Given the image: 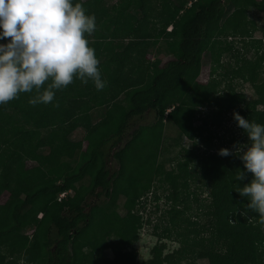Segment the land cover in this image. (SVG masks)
Returning <instances> with one entry per match:
<instances>
[{
	"label": "trees",
	"instance_id": "trees-1",
	"mask_svg": "<svg viewBox=\"0 0 264 264\" xmlns=\"http://www.w3.org/2000/svg\"><path fill=\"white\" fill-rule=\"evenodd\" d=\"M78 2L96 17L97 27L87 39L91 47L102 42L95 55L107 83L98 91L91 80L74 78L48 104L30 105L33 91L0 105V196L8 192L0 201V264H98L105 245L113 259L103 264H172L194 251L208 264H258L263 225L235 191L251 174L236 179L243 164L236 155L218 154L212 144L218 133L211 128L223 127L228 113L237 126L234 112L264 124V45L245 42L256 31L253 23L247 26L246 12L264 9V0ZM136 7L140 16L131 11ZM169 27L173 34L165 33ZM150 46H159L168 60H148ZM251 50L252 60L246 55ZM204 53L211 63L206 84L192 74ZM243 83L251 87V98L237 91ZM202 108L210 110L203 114ZM147 113L153 120L137 125ZM169 129L176 135L166 136ZM76 130L83 136L74 140ZM183 139L191 141V149L181 150L183 161L166 170ZM191 162L209 186L201 206L195 192L190 194L193 208L189 198H180L181 193L189 197ZM165 185L170 222L179 218L178 228L195 237L191 244L182 242V252L162 257V247L156 246L150 260L138 263L135 252L125 249L143 224L141 200L150 193L157 203ZM189 209L199 223L184 217ZM28 228L30 235L24 233Z\"/></svg>",
	"mask_w": 264,
	"mask_h": 264
},
{
	"label": "clouds",
	"instance_id": "clouds-1",
	"mask_svg": "<svg viewBox=\"0 0 264 264\" xmlns=\"http://www.w3.org/2000/svg\"><path fill=\"white\" fill-rule=\"evenodd\" d=\"M96 27L95 15L78 0H0V105L33 91L30 105L48 104L55 91L74 78L91 80L98 91L104 89L107 81L87 39ZM233 118L247 142L234 149L220 148L218 154L236 155L242 162L238 181L251 174L249 182L235 191L246 200V210L257 214L264 225V124L237 112Z\"/></svg>",
	"mask_w": 264,
	"mask_h": 264
},
{
	"label": "rangeland",
	"instance_id": "rangeland-1",
	"mask_svg": "<svg viewBox=\"0 0 264 264\" xmlns=\"http://www.w3.org/2000/svg\"><path fill=\"white\" fill-rule=\"evenodd\" d=\"M152 3H157L158 0H151ZM257 2L261 0H256ZM115 1H113L114 3ZM153 6V5H152ZM157 9V7H156ZM131 11L135 13L136 15L140 16V11L139 9L132 8ZM156 14V10L155 13ZM245 22L247 23V26L252 27L250 23H253L254 27L256 28V31L253 32L252 34L249 35V37L245 38V42H250L252 41H260L262 45H264V9L257 10L255 8H249L246 12V20ZM170 30L171 32H168L167 30ZM167 34L169 33H174V28H167L166 32ZM247 44V43H246ZM237 47L240 49V44H235ZM102 46L101 41H93L92 47L95 49V51L100 50ZM263 49V48H262ZM260 52H262L260 50ZM166 53V52H165ZM167 54H161L159 52V46H150L149 50L147 52V59L148 60H155L160 58L161 61L166 62L168 60ZM247 57L252 60L254 54L253 50L249 51L246 53ZM210 65L211 63L209 62L206 54L204 53L201 60L195 65L194 68H192V74L194 78L202 83L206 84L209 79H210ZM237 86V91L242 92L246 98H251L253 96L252 94V89L249 86L248 83H243L242 85H236ZM260 108V107H259ZM203 114L208 112L210 109H205L202 108ZM141 120L137 121V125L139 124H146L148 122H151L153 120V113H147ZM200 121L198 119L195 120V125L198 126ZM234 122L232 121V113H228L227 117L225 118V121L223 123V127L217 129V128H211L212 132L216 131L218 135L212 139V144L213 148L216 150H219L220 148H229V149H234V146L239 143V144H244L246 141H243V138L241 136V130L233 124ZM137 125L132 126L129 131L137 127ZM165 135L166 136H175L176 132L173 130H165ZM83 136V132L81 130H76L73 132L72 137L74 140L80 139ZM123 142V141H122ZM84 144V142H83ZM122 144V143H121ZM121 144H118L117 147L121 146ZM191 141L187 139H183L181 142V146H178V149L174 152L175 154L172 155L173 160L172 161H166L165 163V168L166 170H170L171 168H175L177 162L180 160L183 161L184 158V153H181V150H190L191 149ZM197 147V146H196ZM198 151H203L204 147L203 145H199L197 147ZM40 152H47V149H41ZM194 162V161H193ZM191 162L188 166L189 170V185L186 186V192L189 194V197L186 194H180V198H189L188 204L192 208L195 206V201H193L192 192H195L196 195V204L197 205H202V203H206L205 201L208 200V191H209V186L207 183H203L200 181L199 178V171H198V165L194 164ZM27 166H30L32 163L30 161L26 162ZM111 167L115 170H117V163L114 159H111V162L109 163ZM175 174H177L178 170H174ZM160 183L158 181L154 182V187L158 188V185ZM164 184H166L164 182ZM179 184V183H178ZM166 191L164 194L161 193V191H158V194L161 193V198L160 200L155 203L151 200V195L148 193L143 197L141 200V208L139 209L141 211V216L143 224L142 227L140 228L138 232V238L137 240L132 243V245L127 247L125 251H134L136 254V260L138 263L146 262L150 260L152 254V248L154 247H162V257L166 255H171L172 253L175 254L176 250H181L183 249L182 244L185 243L186 241L188 243H192L193 238L195 237L193 233H187L184 228H178L179 226H182V224L179 223V218L175 220L174 223H171L167 210L170 208L169 203H167V200L165 199V195L168 194V189L169 185H165ZM170 192V191H169ZM8 196V192L4 191L1 196H0V201L4 202L5 199ZM102 197L93 199L94 203H97L99 200H101ZM93 203V204H94ZM157 204V206H156ZM176 209H181V202H178V206ZM195 213L191 211L190 209L188 211L184 212V217L189 216L192 221H195L199 223L201 220L198 217L194 216ZM41 217V215H38V218ZM56 216L53 215L52 218H55ZM186 224L183 223V226ZM165 230H168V237H166ZM262 232L264 233V225L261 227ZM24 233L27 235H30L32 233V230L30 228L25 229ZM167 233V232H166ZM199 235V234H197ZM200 236H205V234H201ZM181 240V242H180ZM112 240L111 238H108L106 243H111ZM183 242V243H182ZM181 249V250H180ZM196 249V248H194ZM196 251H194L191 254H185L184 259H181L179 263H172V264H208V261L204 258H198L196 255H193ZM261 254V255H260ZM258 256V264H264V251L261 252ZM179 253H177V258ZM98 258H103L104 261H98V264H103V262H110V260L113 259V254L111 253V250L105 245L103 248L100 256ZM97 258V259H98ZM20 264V263H19ZM167 264V263H164ZM171 264V263H168Z\"/></svg>",
	"mask_w": 264,
	"mask_h": 264
},
{
	"label": "built area",
	"instance_id": "built-area-1",
	"mask_svg": "<svg viewBox=\"0 0 264 264\" xmlns=\"http://www.w3.org/2000/svg\"><path fill=\"white\" fill-rule=\"evenodd\" d=\"M64 194H61L60 196H63Z\"/></svg>",
	"mask_w": 264,
	"mask_h": 264
},
{
	"label": "crops",
	"instance_id": "crops-1",
	"mask_svg": "<svg viewBox=\"0 0 264 264\" xmlns=\"http://www.w3.org/2000/svg\"><path fill=\"white\" fill-rule=\"evenodd\" d=\"M168 32H170V30H169ZM100 49H101V48H100Z\"/></svg>",
	"mask_w": 264,
	"mask_h": 264
}]
</instances>
